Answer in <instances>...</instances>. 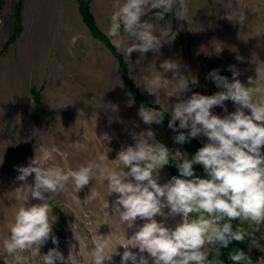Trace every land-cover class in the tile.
Wrapping results in <instances>:
<instances>
[{
  "label": "clouds",
  "instance_id": "1",
  "mask_svg": "<svg viewBox=\"0 0 264 264\" xmlns=\"http://www.w3.org/2000/svg\"><path fill=\"white\" fill-rule=\"evenodd\" d=\"M189 3L190 0H111L106 35L128 58L134 51L141 57L150 50L158 52L171 29L166 22L155 24L142 17L151 10L155 19L165 21L166 14L175 10L176 17L183 21ZM234 16L241 23L245 21L243 13L231 12L227 18L233 20ZM160 67L162 72L154 67L143 78L145 90L156 96L159 106L158 109L142 106L139 115L149 125L161 123L168 113V107L160 101L161 91L167 96H179L190 84L197 83L195 78L186 80L179 74L180 65L176 61L165 60ZM230 70L231 79L217 70L209 74L220 91L212 95L193 93L172 108L168 126L173 131L180 130L174 142L184 144L197 136L207 137V143L191 157L178 150L170 152L155 139L153 131L145 130L130 133L134 145L122 147L115 160L100 153L72 169L57 162L51 151H43L36 152L27 166H18L16 180L23 183L15 189L14 198L19 206L14 212L10 235L3 241L9 256L17 264L27 259L22 255L24 252L39 256V264L63 261L57 248L40 254V246L50 237L58 245L52 235L56 197L66 192L69 185L77 193L93 179L106 186L108 195L118 194L121 222H134L138 217L148 222L130 239L124 235L118 244H113L112 235H97L96 228L94 247L87 252L90 264L111 260L116 245L125 249L121 264L129 261L148 264L144 256L138 259L128 250L129 246L138 247L141 253L147 252L154 258V264H210L212 250L228 248L232 241L247 239L252 246L261 248L264 241V85L259 73L256 80L249 78L254 86H245L236 78L239 72L234 66ZM169 71L173 72L172 80L165 75ZM229 100L236 105L231 113H227L225 106ZM216 106L224 107L227 114L223 117L213 114ZM170 162H175L183 178L173 176L161 185L159 170ZM194 165H202L207 178L198 177ZM33 174L34 181L29 184L28 177ZM98 196L92 188L84 203L91 204ZM30 200L39 202L32 204ZM74 202L81 205L77 195ZM165 207L170 208L171 214L182 216V222L172 229L155 219L164 215ZM234 221L240 223L234 226ZM230 258L236 264H251L241 249H233Z\"/></svg>",
  "mask_w": 264,
  "mask_h": 264
},
{
  "label": "bare ground",
  "instance_id": "2",
  "mask_svg": "<svg viewBox=\"0 0 264 264\" xmlns=\"http://www.w3.org/2000/svg\"><path fill=\"white\" fill-rule=\"evenodd\" d=\"M73 2L74 0H25L24 32L16 39L15 44L9 47L8 54L0 56V252L4 249L5 240L2 227L7 223V231L10 230L15 209L19 206L14 198L15 189L23 183L16 180L19 175L18 166H27L36 152L43 151H51L57 162L72 169L100 153L107 154L109 160H115L122 147L134 145L135 141L130 133H139L126 126L129 111L126 110L127 115L125 110L120 113L117 104L120 103L126 109L131 108L137 113L141 107L131 100L121 82L115 58L104 46L100 47L91 40L90 33L80 20ZM92 11L99 26L106 32L110 24L106 22V17L111 16V0H94ZM231 12L243 13L245 21L241 23L235 16L233 20H229L227 17ZM187 15L188 20H191L192 29L198 33L211 29L210 33H213L215 42L225 36L218 44L223 45V49L228 50L232 45L228 37H239L244 41L248 55L240 56L239 59L231 55L230 58L235 59L231 63L234 70L239 72L236 78L245 86H254L249 83V78L254 81L259 73L262 78L260 82L264 85V0H190ZM208 15H214L216 21L211 20L207 24ZM142 20L158 24L155 16H144ZM172 22V18L167 22L170 29ZM196 31L194 32L197 33ZM155 34L160 35L159 32ZM166 38L158 52L149 51L148 57L152 58L151 60L145 57L147 53L143 57L139 52L132 53L139 63L130 73V77L134 79L135 76V81L142 89L144 76L154 70L156 64L157 71L165 60L187 65L186 61L182 62L180 58V45L171 43L173 36ZM2 39L5 40L4 37ZM78 44H83L85 48L78 47ZM111 72L115 75L116 87L118 85L120 88L117 87L118 91L114 90V93L117 92V95L120 94L123 98L127 95L124 102L110 101L103 95L113 94L104 89L103 80V76ZM170 72L168 77L174 79L172 71ZM244 76H248L247 79H244ZM45 80H48V83L41 94L46 112L42 114L35 106L30 88L33 85H44ZM192 94V89L179 96H167L161 91L160 101L172 110L176 102L187 99ZM92 100L96 101L99 107L94 105ZM111 106L119 110V114L114 116L118 118H114V121L110 112ZM225 106L228 111L234 109L233 102L225 101ZM212 111L221 117L227 114L221 106L214 107ZM115 121L120 123L121 127ZM110 125H113L115 133L103 130V127L109 129ZM138 125L142 131H152L145 122ZM79 155L82 160L78 159ZM163 171L164 167L159 170V175L165 179ZM33 181L34 174L28 177L29 184ZM92 188L99 196L91 204H85L84 200ZM75 195L81 201L80 206L74 202ZM115 200H118V194L108 195L106 186L94 179L77 193L74 187L69 185L66 192L56 197V203L65 208L61 214L64 220H67L66 228L73 230L75 225L81 223L86 230L94 231L97 228V235H112V241L116 235L115 228H118L119 224L116 222V216L107 208L115 207ZM38 202L30 200L32 204ZM108 202L110 206H107ZM118 210L120 212V209ZM119 212L117 217L120 219ZM52 215L57 218L54 212ZM53 225H56V221ZM60 229L61 227L57 230ZM121 240L122 238H118L115 244ZM45 243L42 246H46ZM124 251L123 246L116 245L114 252L122 255ZM12 263L17 264L14 259ZM23 264H29V261L26 259Z\"/></svg>",
  "mask_w": 264,
  "mask_h": 264
},
{
  "label": "rangeland",
  "instance_id": "3",
  "mask_svg": "<svg viewBox=\"0 0 264 264\" xmlns=\"http://www.w3.org/2000/svg\"><path fill=\"white\" fill-rule=\"evenodd\" d=\"M93 1L94 0H76L75 2L74 0L73 2L74 7L79 14L78 16L80 20L83 21L84 23L83 25L87 27L86 30H88L90 33L91 40L93 42H96L97 45H99L100 47L104 46L110 52L111 56L115 58L117 62L116 68L117 71L119 72V78L121 82H123L126 85V88L130 90L133 98V102L141 108L143 106L145 109L154 108V107L158 109L159 106L156 105V98L154 97L155 95L149 94L147 91H145V87H143V89L139 87L138 83L135 81V76L134 79L130 77V73L134 70V67L137 66L138 59L134 54L133 55L131 54L130 58L125 57L124 54L111 43L103 27L99 26L98 22L95 19V15L92 11ZM24 2L25 0H0V23H1L0 24V56L7 55L9 47L11 45H14L16 39H18L21 36V34L24 32L25 29L24 16H23ZM209 15H208V20L206 21L207 24L208 21L211 20L216 21L214 19V15L213 16H209ZM150 16H155L154 11H148L145 15L146 18ZM170 18H172L173 22L171 25V31L167 33V36L169 38L173 36L171 40L172 44L180 45V51H179L180 58L182 59V62L186 61L187 63V65L180 64L179 74L185 76L186 80L188 78L190 80L192 78H195L197 81L196 84H190L188 90L192 89L193 93H200L203 95H212L220 91L221 89L217 88L213 80L210 79L209 74L213 70H217L220 75L226 76L229 79H231L232 70H230V66H232L231 62L233 60L235 61L234 58L233 60L230 59L232 57L231 55H234L236 58H240V56H247L248 53L245 51V42L240 40L239 37H235L232 39H229L228 37V40L232 43V45L229 46L228 50L223 49L224 46L223 45L219 46L218 44L225 39V36L220 37V39L215 42L213 33H210L211 29L209 31L206 29L205 30L206 33L205 31L203 33H198L196 30L192 29L191 20H188V15L182 21L176 17L175 10L173 12L166 14L165 21L158 20V24H164L165 22L167 24ZM106 22L110 23V15L106 17ZM194 31H196L197 33H195ZM3 37L5 38V40L2 39ZM78 47L85 48L83 44H78ZM249 52H251V50ZM55 55L59 56V54H55ZM148 56H150V52H147V55L145 57L151 60L152 58H149ZM159 71L162 72L163 69H161L160 67ZM112 72L108 73L106 76H103L104 78L103 80L105 81L104 86L106 87V88L104 87V89H106L108 92L113 94H103V95H106V97H108L110 101L124 102L126 100L127 95H124L125 98L124 99L120 94L117 95L118 94L117 92L114 93V90H117V87L118 89L120 88L118 85L116 87V82H115L116 78L114 77L115 75ZM136 72H138V70ZM170 73L171 72L169 71L165 75L169 80H172L170 77H168ZM146 75H148V73ZM247 77L244 76L243 78L247 79ZM44 83L45 84L40 87H38V85H33L30 88V94L35 102V106L42 114L46 112V108L43 102L41 91L45 89L48 80H45ZM76 91H78V89ZM77 93L80 95L79 91ZM78 99L81 100V97L78 96ZM92 103L94 105H97V107H99L96 101L92 100ZM117 106L120 109V113L123 110H125V114H126V110L129 111V113H127L129 114L128 115L129 119H127L126 126H129V128L133 131L136 130L138 132H141L142 130L139 128L138 124L144 121L139 115V113L135 112L131 108L126 109L124 106L120 105V103H118ZM84 109L86 111V108ZM116 109L117 108L113 106H111L110 108V112L113 115L112 121L118 118V117H114L115 115L119 114V110L117 109L118 110L117 112ZM235 109H236V105L234 104L233 111H235ZM170 111L172 110H169L168 108V113L165 114L164 119L161 123L159 124L154 123L151 125L149 124L147 125L151 127L153 133L155 134V139L158 142L163 143L169 149L170 152L174 153L178 150L181 153L187 154L189 157H191L200 147H202L205 143H207V137L203 135L197 136L195 138L190 139L189 142H186L184 144L174 142V137L179 134L180 130L178 129L177 131H173L171 128H169L168 124L170 120V113H171ZM233 111L229 110L227 113H231ZM116 124L120 126V123L116 122ZM14 129L16 130L17 128L15 127ZM103 130L109 133L110 132L115 133L113 125H110L109 129H105L103 127ZM184 131L185 134H187V130ZM78 159L82 160V156L79 155ZM194 171L198 177L207 178V175L204 172L202 165H198V167H196ZM163 172L165 179L161 178V175H159V179H158V183H160L161 185L169 182L173 176L180 177V173L177 167L175 166V162H170L168 165H165ZM113 204L116 208L111 206L108 207L107 210L112 212L117 217L119 215L118 209H120L119 205L117 204V200H115ZM55 205L56 206L54 207L53 212L57 216V218L55 220L56 225H53L52 235H54L57 238L58 245L53 244L52 239L50 237L45 243L46 246H42V245L40 246V253L43 252V254H47V252L54 247L57 248L59 252H61L62 250L63 254L65 253L71 254V260L69 261L68 264H79L77 263V260H74L72 257L74 251L77 250L76 244L79 243V241L69 236H71L73 231L75 230L81 234H85L86 229L81 223L79 225H75L73 230L66 228L67 226L65 221L67 220L66 219L64 220L61 214V211L63 209L65 210V208L64 206L59 205L58 203H55ZM107 206H110L109 202L107 203ZM55 208H58L59 211H56ZM121 211H123L122 207H121ZM162 211L164 215L157 216L155 217V219L157 220V222H163L166 227L172 229L177 224L182 222V216L180 214H175V215L171 214L169 207L163 208ZM191 215L194 214H190V216ZM119 222L120 219L117 217V223ZM146 222H148L146 219H141L139 217L134 222L131 221L120 222L118 226L119 229L115 228L116 235L113 240V244L117 242L118 238L119 239L123 238L124 235L125 238L130 239L136 233V231H138V229ZM233 223L235 226L238 225L240 221H234ZM6 224L7 223H5L4 226L2 227L3 233L5 235V239L8 238L10 235V230L7 231L8 226ZM60 227L61 229L57 230ZM120 232H122V234ZM86 233L88 234V231ZM261 244L263 247L256 248L252 246L250 241H248L247 239L242 242L232 241V243L229 245L228 248L213 249L208 259L210 261V264H227L225 261L222 262L221 259L228 257L227 260H230L233 264H236V262L231 260L230 253L232 252L233 249H241L249 256L251 260V264H264V241H262ZM64 248H65V252H64ZM128 250L136 254L138 259L140 256H144L148 260V264H154V258H152L147 252L141 253L138 247L133 248L129 246ZM22 255L24 257L27 256V252L22 253ZM36 257L39 258V256ZM218 257H220L221 259H219ZM118 258L119 257L115 258L116 264L119 263ZM12 259L13 258L9 256V254L6 252L5 249H3L0 252V264H13ZM35 261L37 262H35L34 264H39L40 260L39 261L35 260ZM81 261L82 264H90V257L88 256V254L86 258L82 259ZM56 264H65V263H63L62 261H57ZM128 264H131V261H129Z\"/></svg>",
  "mask_w": 264,
  "mask_h": 264
},
{
  "label": "water",
  "instance_id": "4",
  "mask_svg": "<svg viewBox=\"0 0 264 264\" xmlns=\"http://www.w3.org/2000/svg\"><path fill=\"white\" fill-rule=\"evenodd\" d=\"M78 13V12H77ZM79 15V14H78ZM82 23H83V21H82ZM84 24V23H83ZM85 26V25H84ZM85 28L87 29V27L85 26ZM123 83V82H122ZM123 85H124V87H125V89H126V91L129 93V96H130V98H131V100L133 101V98H132V95H131V92H130V90H128L127 88H126V85L123 83Z\"/></svg>",
  "mask_w": 264,
  "mask_h": 264
},
{
  "label": "trees",
  "instance_id": "5",
  "mask_svg": "<svg viewBox=\"0 0 264 264\" xmlns=\"http://www.w3.org/2000/svg\"><path fill=\"white\" fill-rule=\"evenodd\" d=\"M176 166V165H175ZM196 167H198V165H194V169L196 168ZM178 169V168H177ZM234 224V223H233Z\"/></svg>",
  "mask_w": 264,
  "mask_h": 264
}]
</instances>
